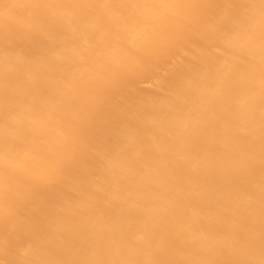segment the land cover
I'll list each match as a JSON object with an SVG mask.
<instances>
[{
    "label": "bare ground",
    "instance_id": "6f19581e",
    "mask_svg": "<svg viewBox=\"0 0 264 264\" xmlns=\"http://www.w3.org/2000/svg\"><path fill=\"white\" fill-rule=\"evenodd\" d=\"M0 264H264V0H0Z\"/></svg>",
    "mask_w": 264,
    "mask_h": 264
}]
</instances>
